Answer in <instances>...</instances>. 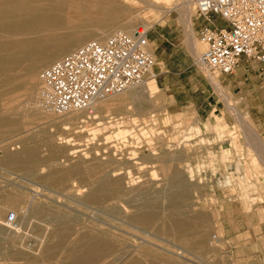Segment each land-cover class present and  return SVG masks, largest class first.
I'll list each match as a JSON object with an SVG mask.
<instances>
[{"label": "rangeland", "instance_id": "1", "mask_svg": "<svg viewBox=\"0 0 264 264\" xmlns=\"http://www.w3.org/2000/svg\"><path fill=\"white\" fill-rule=\"evenodd\" d=\"M95 1L99 3L101 0ZM39 4L33 1L26 4L7 3L0 6V12L37 7ZM108 9V4L103 3L101 12L106 13ZM91 12L83 13L81 16L74 14L77 23L80 25L84 23L82 19L87 18L88 26L85 27H99L103 22L101 12L99 16L98 13L91 14ZM167 15L163 21L154 22L150 31L152 48L156 47L155 74L157 80L161 78L159 81L161 91L158 92L161 97L156 98L157 109L154 111L159 123L152 126L151 122V131L145 128L142 133L136 135L137 138L133 134L134 129L118 137L115 130L117 126L107 127L101 123L110 122V117L129 121L132 116L124 110L121 112L108 109L95 110L94 117L85 118L88 125L83 127V122L70 118L73 114L64 116L51 114L47 117L43 113L41 104L37 103L38 88L22 86L13 96H5L4 88L8 83L6 81H11L16 76L7 78L8 76L0 74V120H5L0 124V201L16 207L17 211L14 215L17 221L13 226L21 224L17 241L0 238V250L17 244L5 254L4 259H0V264H70L78 258L83 259L84 255L94 258L91 264H129L134 260L141 264H264V231H261L259 226L260 221L264 222V199L261 200L264 198V162L260 161L261 152L257 149L262 144L264 146V72L254 73L255 75L241 87L231 91L227 81L224 80L225 75L210 70L212 72L210 74L217 77L223 89L232 97L233 104L240 109L248 121L247 125L250 126H246L247 130L244 125V127L238 125L235 115L227 108L226 102L221 100L218 93L209 86L207 71L198 63V58L189 48L186 41V27L180 21L178 13L173 11ZM193 23L196 43L204 49V42L199 32L201 27L209 22L198 18L195 9ZM224 24L225 22L222 25ZM65 29L67 28L57 33L62 34ZM82 29L68 30L78 34ZM116 29L117 26H114L110 32ZM21 37L17 36V38ZM52 43L50 40L44 44ZM160 68L164 70L162 76L167 69L178 72L168 77L175 85L178 101L170 94L173 87L170 90L162 87L161 81L164 77L158 73ZM114 98L116 96L106 97L96 105ZM194 99L203 108L204 115L191 102ZM135 117L142 119L138 115ZM174 120H189L194 128H202L203 132L197 134L198 132L193 130L189 133V127L183 123L179 127L173 126ZM215 121L222 127L219 132L214 127ZM122 124L127 129L132 128L130 122L126 124L122 122ZM139 126V129L144 127L141 124ZM250 127L251 130L255 129L257 134L253 148L246 145V140L252 134ZM80 128L82 131H77ZM68 135L70 142L65 141ZM149 138L153 139L162 164L152 160V150L149 146L143 142L139 144ZM159 138L162 140H157ZM177 144L180 146L176 147ZM6 148L10 155L23 148L31 152L35 151L38 161L33 165L18 160L7 163L4 160L7 157V153H4ZM177 148L183 152L192 149V152L185 156L190 158V165L192 164L199 171L196 174L195 187L187 182L185 156L180 157L181 161L175 163H167L164 158L161 159V156L176 151ZM135 150L138 152L137 158L155 163L146 164L145 171L132 166L131 164L137 161H132L134 157L131 156ZM98 154L100 156H97ZM110 155L117 160L123 159L120 161L122 165L104 161ZM79 156L83 159L76 158ZM56 159H60L63 165L50 171ZM100 165H106L105 170ZM171 165L174 167L178 165L176 174L179 178L176 181L188 186L191 191L192 201L188 203V207L187 203H182V208L184 207L182 213L180 211L172 214L168 211L169 203L165 202L158 204L153 220H146L139 217L135 209L125 208L127 205H120L116 200L104 204H92L86 197L103 174L121 169L123 172L121 177L125 178L122 181L125 187H128L129 183L126 172L130 171L133 176L135 175V183L139 182L138 187L135 186L134 189L138 191L158 184L151 189L150 194L159 196L168 186L167 182H164L163 168L166 166L170 169ZM41 168L44 170L43 173ZM144 173L147 179H155L153 184L147 186L142 183ZM17 185L32 190L37 189L35 186L40 187L41 190L45 187L49 193H52L51 195L48 193L46 197H37V204L43 206L38 207L34 215L44 214L47 215V219L52 216L50 220L52 218L57 220L49 226L37 221L30 223L28 205H24L22 200L24 198L27 200L26 195L28 197L35 195ZM1 187H5L6 190ZM76 188H85L86 198H80L79 192L75 191ZM12 196L18 197L16 203V198L13 199ZM68 197L75 200H70ZM180 201L186 200L180 199ZM187 208L191 210L189 214ZM9 209L11 207H8ZM127 210L129 211L126 212ZM177 221H186L189 226L179 228L176 226ZM147 236L155 246L151 247L143 243ZM105 240L110 245L109 249L89 254L87 251L89 246ZM175 244L184 246L182 248L186 249L185 252L188 254L184 252L186 256L179 257L180 250H175L176 253L164 252L156 247L159 245L170 249L169 247ZM134 246H137V250Z\"/></svg>", "mask_w": 264, "mask_h": 264}, {"label": "bare ground", "instance_id": "2", "mask_svg": "<svg viewBox=\"0 0 264 264\" xmlns=\"http://www.w3.org/2000/svg\"><path fill=\"white\" fill-rule=\"evenodd\" d=\"M31 1H33L35 3H40V4L37 7H29V8L14 10V11L9 9V10L5 11L4 13L0 12V74L1 75L4 74V75L8 76L7 78L16 76L15 78H13V80L9 79L11 81H8V80L6 81L8 83H6V86H5L6 88H4L6 91L5 96H10V95L13 96L14 92H16L17 90L19 91V89H21L22 86H24V87L33 86V88H38V92H39V90L42 88V85H43V81L40 78V70L43 69L44 67L48 66L54 60L66 56L67 53H69L70 51H72L76 47L84 44V41L91 39V38L103 39V38L107 37L108 35H110L111 33L115 32V31L110 32V30L113 29L114 26H117L116 31H118L119 29H123V30H126L128 32H133L134 29L136 28L135 25L137 23L144 24V25L151 28L154 25V22L163 21L165 16L167 14L170 15L173 11H176L178 13V15L180 17V21L186 27V41L188 42L189 48L191 49L193 55H196L195 57L198 58L200 52L203 49L202 47H199L198 43H196V40H195V26L193 25L194 24L193 23V12L196 9V5H195L196 0H104V1L101 0L99 3L98 2L96 3L95 0H3L0 2V6H4L7 3H10V4L11 3L26 4V3L31 2ZM103 3L105 5L108 4V6H109V9L106 11V13L101 12ZM134 11H136V12L134 13ZM89 12H91V14L92 13H96V14L98 13L97 14L98 16H99V13L101 12L103 22L99 25V27H92V28L85 27V26H88L87 25V18L82 19L84 23H82L80 25L77 23V21L75 19L76 15H74V14H78L81 16L83 13H89ZM64 28H67V29H65L66 31L64 30V33H62V34L57 33V31H60L61 29H64ZM82 28H84V29H82ZM68 29H82V30H80V33L78 32V34H75V31L71 32ZM61 32H63V31H61ZM31 35H35V36L31 37ZM17 36H19V37L22 36V37L17 38ZM50 40L53 42L52 44H47V45L44 44ZM152 44L150 41L151 47L153 46ZM203 46L205 47V43ZM197 60H198V63L203 67V65L199 61V58ZM206 71H207L206 75L208 77L207 79H208L209 86L215 91V93H218V97H220L221 100L226 102L225 104L227 105V108L229 110H231V113L233 112V114L235 115V118L238 121L237 122L238 125H240V127H242L244 125L245 128H246V126L249 127L250 125H247L248 121L243 116V113L240 111V109L236 105L233 104L232 97L230 96V94H228L223 89V86L221 85V83L217 79V77L212 76V74H210V73H212V72H210V70H206ZM160 91H161V89H160L158 80L156 79V75H150L145 80L140 81L136 84H132V85L126 87L125 89L121 90L118 93L105 94L101 97L95 98L93 100L92 104L88 107L86 106V108L71 109V110H68V112L62 113V114H57L54 111H49V110L45 109L44 107H42V109H43V113L46 114L47 117L50 116L51 114H54V115L56 114L57 116H64V115L73 114L70 118H73L74 120H78L79 122H83L82 127L88 125L86 122L87 120H85V118L88 119L87 118L88 116L89 117L95 116L94 115L95 110L103 111V110L108 109V110H114V111H118V112L119 111L121 112L122 110H124V112H127L128 115L132 116L129 121L126 119H120V118L117 119L114 117H110V122H106V123L101 122V123L107 127H108V125L109 126L111 125V127H113L112 125L117 126L115 130L117 132L116 134L118 137H120L121 135H126L127 133H129V131L131 129H134L133 134H135V138H137L136 135L142 133V131H144L145 128H148L151 131V128H152L151 122H152V126L159 123L157 121L156 115L154 114V111L157 109L156 105H155V100H156V98L161 97V95L158 94V92H160ZM114 96H116V98L108 99V100L104 101L101 105H96L98 102L101 101V99H104L106 97H114ZM16 101H18V100H16ZM14 108H13V110H14ZM10 110H12V109H10ZM5 112H7V111H5ZM14 115H15V113H14ZM137 115L139 117H141L142 119L140 120L138 117L136 118L135 116H137ZM159 115H160V113H159ZM219 117L222 118V116H219ZM3 122H5L4 119L0 120V124H2ZM122 122L123 123L125 122V124H126V122H130L132 128L129 127L127 129L122 124ZM154 122H156V123H154ZM138 123H140L141 125H144V127L139 129L140 124L137 125ZM181 123H183V125L185 124L189 127L188 128L189 133H190V131L193 132V130H196L198 132L197 134H199L200 132H203L202 128H198V127L194 128V126H192V124H190L189 120H185V121L174 120V121H172V124L175 127H179V125ZM94 125H95V123H94ZM104 125L102 126L103 128H104ZM76 127H80V126H76ZM214 127H215V129H217L218 132L220 130H222V127H220L219 124L216 123V121L214 122ZM251 127H250V130H251ZM77 131H82V130L80 128V130H77ZM251 132H252V134H250V137L248 138V140H246L247 141L246 145H248L250 147L252 146V148H253V146H255V138H256L255 136L257 134H256L255 129L251 130ZM160 134H158V136ZM248 134H247V137H248ZM159 137H162V136H159ZM151 138H149L148 140H145V141L143 140L139 144H141L143 142L144 144L149 146L150 149L152 150V152H151L152 153L151 154L152 160L153 161L156 160L155 162L161 163L162 161L159 160L157 149L154 147V142H153V139H151ZM65 139H66L65 140L66 142L69 141L70 135H68ZM157 140H162V139L159 138ZM182 142H183V140H182ZM67 145H69V144H67ZM262 145L258 146V147L256 146V147H257L258 151L261 152L262 159L260 161L264 162V146H262ZM175 146L178 147V146H180V144L179 145L177 144ZM184 146H185V143H184ZM133 152L134 153L131 155L134 157V158H132V161L133 160L134 161L137 160V161H136V163H133L131 165L137 167V169L139 168L141 171L142 170L145 171L147 168V167H145L146 164H148V163L154 164L155 163L153 161L152 162H147L146 160L143 161V159H140L139 157L137 158L138 152H136V150ZM190 152H192L191 148L189 150H187V149L184 150V152L180 151L177 148L176 151L169 152V154L166 153V155L161 156V159L164 158L163 160H166L167 163H173V162L175 163V162L181 161L180 157H184L186 154L189 155ZM1 153H2V151H1ZM4 153H7V155H6L7 157L4 159L7 161V163L11 162V161L18 160V161L27 162L28 164L33 165V164L37 163V161H38L37 153L35 151H32V152L28 151L27 148H23V150L15 153L13 155H10L8 153V149L6 148V149H4ZM88 154H90V153H88ZM74 155H76V154H74ZM248 155H249V153H248ZM97 156H100V154H98ZM214 156L215 155H213V157ZM186 157L187 156L184 157L185 158L184 160H186V163H184V166L186 169L185 168L184 169L186 170L187 182L190 184V186L195 187L196 185L194 182L197 180L196 174L199 171L194 166H192V164L190 165V158L189 157L186 158ZM76 158L83 159L81 156L76 157ZM86 159H88V158H86ZM95 160L99 161V159H96V158H95ZM104 161H107L110 164L122 165L120 163V161H123V159L117 160V159L113 158V156L110 155L109 158H105ZM254 161H255V159H254ZM73 164H74V162H73ZM127 164H128V162H127ZM62 165H63V162H60V159H56V161H53V165H51L50 171L54 170L53 168H55V167L56 168L62 167ZM70 165H71V163H70ZM106 165H103V166L100 165V166L103 169ZM171 166L172 167L170 169L166 166L163 168V170H164L163 172L165 173L164 182H167L168 186H167V189L162 192V194H159V196L155 197V196H152L150 194L151 189H153L158 184H153L155 179H152V178L147 179L146 173H144V175H142L143 176V182L142 183L147 184V186L149 184H153L152 187H150V186L145 187V189H142V190L140 189L138 191L136 189H134L135 186L138 187L139 182L135 183L136 182V179L134 177L135 175L133 176L132 172H130V171L128 173L126 172L127 176H129V178L128 177L126 178V179H129V183L127 184L128 187H125L123 185V182H122L125 180V178L121 177L123 174L122 169H121V170H114L110 174L109 173L103 174V176L96 181L94 187L90 189V193L86 197L89 199L90 202H92V204H94V203L95 204H100V203L104 204L106 202L116 200L120 203V205L121 204L127 205V206H125V208L127 207L128 209H131V210L135 209L136 214L139 217L146 219V220H153L154 219L153 217H154L155 212L157 210L158 204H160V203L165 204V202H166V204L169 203V207H168L169 210L168 211L172 212V214L180 213V211L182 213V210L184 209V207L182 208V206H183L182 203H184V204L187 203L186 204V206H187L188 203H190L192 201V199H190L191 198V191L188 188V186H185L183 183L176 181L179 178V175L176 174V172H177L176 167L178 165H175V167L173 165H171ZM20 167H22V165ZM104 170H105V168H104ZM43 171L44 170H42V168H41V173H43ZM61 174H64V173H61ZM28 184H30L31 186L33 185L32 183H28ZM17 186L22 187L20 185H17ZM35 187L37 189H33V190L30 188L28 189V188L22 187L23 189H27L30 193L35 195L33 197H30V196L28 197V195H26L27 200L25 198H24V200H22V203H24V205L25 204L28 205L27 206L28 215H31V217L28 219V221L29 222L32 221V223H33V221L34 222L37 221L38 223H41V224L46 225V226L52 225L53 222H55L57 220V219L54 220L53 218H52V220H50V218L52 216H50V218H48L49 219L48 220L47 215H44V214H43V216L38 215V214L34 215V211L38 207L43 206V204H37V202H36L37 197H43V196L46 197L47 194L49 193L45 187H43L42 190L38 186H35ZM1 188L4 191L6 190L5 187H4L5 189L3 187H1ZM85 188H81V189L76 188L77 190H75V191L79 192L80 198L85 197V195L87 193V191H85ZM248 188H250V187L248 186ZM49 194L51 195L52 193H49ZM54 195H55V193H54ZM75 195H77V194H75ZM12 197H13V199L16 198V201H15V203H16L18 197L17 196L16 197L12 196ZM68 198H70V200H75L71 197H68ZM177 199H179V200H177ZM180 199H185L186 201L182 202V201H180ZM188 199H190V201H188ZM263 199L264 198H262L261 200H263ZM52 200H54V199H52ZM253 200L255 202V199H253ZM76 201H79V200H76ZM9 203H11V202H9ZM192 205L195 208V205L194 204H192ZM8 207H11V209H9V210H13V212L16 213L17 209L14 205H6L5 203H2L0 201V238H2V239L6 238V239H9V240H12L15 242V240L19 236L18 233L20 231L19 226L21 225L20 224L21 222L19 223L20 225L17 224L16 227L13 225L10 226L8 221H6V219H5L6 214L9 211ZM110 208H112V207H110ZM194 208L192 207V210ZM188 209L189 208H187V210ZM108 210H110V209H108ZM128 211L129 210H127L126 212H128ZM190 212H191V210L190 211L188 210L187 214H189ZM28 215H26V216L28 217ZM67 217H68V215H67ZM201 218H202V216H201ZM15 219H16V216H15ZM139 220H141V219H139ZM156 221H157V219H156ZM174 222L175 221H173V223ZM197 224H199V223H197ZM176 226L179 228H182L184 226L188 227L189 225L186 223V221H184V222L183 221H177ZM147 237L148 238L144 239L143 243L147 246H151V247L155 246L154 243L151 242V240H150L151 238H149V236H147ZM16 245L17 244H14L13 246L8 247V248L7 247L1 248L0 259H4V257L6 256L5 254L9 253L10 252L9 250L11 248L13 249L14 246H16ZM109 246L110 245H109L108 241H106V240L100 241L95 245L89 246L87 251L89 252L90 255H92L93 252H98V251L104 252L105 250L109 249ZM215 246H217V245H215ZM134 247H135L134 249L137 250V246H134ZM156 247L160 248L164 252L167 251V252L176 253L175 250H180L181 252H178L179 257H182L185 255V253H187V252H185L187 250L182 248L184 246L181 247L177 244L169 247L170 249H168L167 247L159 246V245ZM84 256L85 257L83 259L78 258L76 261H73L70 264H91L94 261L93 260L94 258H92L91 256H89V255H84ZM129 264H141V263L134 260Z\"/></svg>", "mask_w": 264, "mask_h": 264}, {"label": "built area", "instance_id": "3", "mask_svg": "<svg viewBox=\"0 0 264 264\" xmlns=\"http://www.w3.org/2000/svg\"><path fill=\"white\" fill-rule=\"evenodd\" d=\"M195 5L198 18L209 22L199 32L205 48L198 58L206 70L225 74L234 72L243 58L264 61V0H196ZM216 16L225 24L216 22ZM150 31L144 24L133 32L119 29L103 39H88L54 60L40 71L37 103L62 114L156 75ZM6 221L16 224L13 211Z\"/></svg>", "mask_w": 264, "mask_h": 264}, {"label": "crops", "instance_id": "4", "mask_svg": "<svg viewBox=\"0 0 264 264\" xmlns=\"http://www.w3.org/2000/svg\"><path fill=\"white\" fill-rule=\"evenodd\" d=\"M215 21L220 23V24H223L224 22H222V18L219 17V16H216L215 17ZM155 53H156V47H155ZM163 69L160 68L159 70V74L163 73ZM165 74H163L164 76H161L164 77L163 78V81H161L162 83V87L163 88H166L167 90H170L171 87H175L174 83H171L169 78L170 75H172V73H178L177 71L175 70H171V69H167L165 70ZM262 73L264 72V61H258V60H255V59H247V58H243L241 63L239 64V66L234 70V72L232 73H225L224 75V80L227 81L228 83V86H229V89L232 91H235L237 87H241V85L246 82L247 80H249L250 78H252L255 74L254 73ZM157 73V75H158ZM160 76V75H158ZM157 79V77H156ZM161 80V78L158 80V83L159 81ZM172 88V89H173ZM177 91L175 90V88L171 91V95H174V97L176 98V100L178 101V96H177ZM194 105L197 106L198 108V111H200L203 115L205 114L203 108H201L197 101L194 99L193 101H191ZM189 102V103H191ZM259 226H260V230L261 231H264V222H259Z\"/></svg>", "mask_w": 264, "mask_h": 264}]
</instances>
